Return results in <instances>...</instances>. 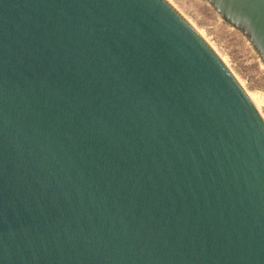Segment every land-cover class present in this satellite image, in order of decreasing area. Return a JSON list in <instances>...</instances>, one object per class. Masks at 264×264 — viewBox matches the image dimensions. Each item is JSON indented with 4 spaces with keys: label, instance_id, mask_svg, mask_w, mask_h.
<instances>
[{
    "label": "water",
    "instance_id": "95a60500",
    "mask_svg": "<svg viewBox=\"0 0 264 264\" xmlns=\"http://www.w3.org/2000/svg\"><path fill=\"white\" fill-rule=\"evenodd\" d=\"M0 264H264V118L166 0H0Z\"/></svg>",
    "mask_w": 264,
    "mask_h": 264
},
{
    "label": "rangeland",
    "instance_id": "374dc122",
    "mask_svg": "<svg viewBox=\"0 0 264 264\" xmlns=\"http://www.w3.org/2000/svg\"><path fill=\"white\" fill-rule=\"evenodd\" d=\"M200 32L244 89L258 96L264 118V65L248 38L227 24L207 0H168Z\"/></svg>",
    "mask_w": 264,
    "mask_h": 264
},
{
    "label": "bare ground",
    "instance_id": "6f19581e",
    "mask_svg": "<svg viewBox=\"0 0 264 264\" xmlns=\"http://www.w3.org/2000/svg\"><path fill=\"white\" fill-rule=\"evenodd\" d=\"M167 2H169L168 0H166ZM170 3V2H169ZM171 4V3H170ZM172 5V4H171ZM173 6V5H172ZM174 7V6H173ZM175 8V7H174ZM176 9V8H175ZM177 10V9H176ZM178 11V10H177ZM179 12V11H178ZM180 13V12H179ZM181 14V13H180ZM182 15V14H181ZM184 17V16H183ZM186 19V18H185ZM186 21L189 23V21L186 19ZM190 24V23H189ZM191 25V24H190ZM192 26V25H191ZM193 27V26H192ZM194 28V27H193ZM195 29V28H194ZM196 30V29H195ZM197 31V30H196ZM198 32V31H197ZM198 34L201 36L200 32H198ZM202 37V36H201ZM203 38V37H202ZM204 39V38H203ZM205 40V39H204ZM207 42V40H205ZM208 43V42H207ZM211 47V46H210ZM213 49V48H212ZM214 50V49H213ZM217 54V53H216ZM218 55V54H217ZM221 59V58H220ZM223 62L224 60L221 59ZM225 64V62H224ZM227 65V64H225ZM229 69V68H228ZM233 74V73H232ZM234 75V74H233ZM238 80V79H237ZM239 82V80H238ZM240 83V82H239ZM240 85L243 87L242 83H240ZM244 89V87H243ZM245 90V89H244ZM246 91V90H245ZM247 95L249 96V98L252 100V102L254 103V105L256 106L257 109H259V99L258 96L252 93H249L248 91H246ZM260 110V109H259ZM260 112V111H259Z\"/></svg>",
    "mask_w": 264,
    "mask_h": 264
}]
</instances>
